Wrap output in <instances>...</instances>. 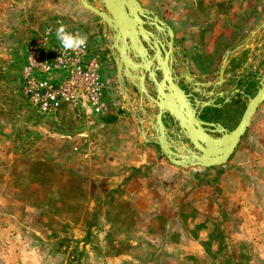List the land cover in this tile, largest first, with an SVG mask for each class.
<instances>
[{
	"label": "rangeland",
	"instance_id": "1",
	"mask_svg": "<svg viewBox=\"0 0 264 264\" xmlns=\"http://www.w3.org/2000/svg\"><path fill=\"white\" fill-rule=\"evenodd\" d=\"M136 1L169 26L212 23L206 59L216 65L237 32L264 17V0ZM248 18L247 28L236 27ZM60 24L86 34L95 58L109 42L78 0H0V264H264V100L225 164L179 169L139 142L110 54L104 113L77 119L67 106L55 117L35 113L21 94L24 51ZM182 29L189 47L202 45L191 25ZM262 38L264 30L257 43ZM194 59V75L211 64ZM243 106L224 107L216 122L231 130ZM176 200L185 202L175 207ZM132 227L152 233L136 236Z\"/></svg>",
	"mask_w": 264,
	"mask_h": 264
},
{
	"label": "water",
	"instance_id": "2",
	"mask_svg": "<svg viewBox=\"0 0 264 264\" xmlns=\"http://www.w3.org/2000/svg\"><path fill=\"white\" fill-rule=\"evenodd\" d=\"M96 1L101 5L103 10L95 8L86 0H78V3L84 10L98 17L110 31L109 48L111 50L116 49L118 52V55L115 56V65L119 93L125 98L132 115L139 125V136L141 139L145 143L151 141L155 144L158 147L159 153L166 159V161L179 168H208L225 164L238 144L240 137L249 126L257 107L264 100V72L261 76L259 88L256 90L255 94L252 97H247L246 105L234 128L226 130L216 123L214 126L215 132L218 136L211 137L205 132V129L201 127V125H207V123L202 122L197 118L196 114L198 112L192 107L188 100V95L178 87L176 83L177 79L174 76L170 65H167L169 69L167 72L166 67L162 69V79L157 81L154 71L152 70L153 65L145 55L144 59L148 60V63L146 64V67L142 68V71H146L147 79L154 85L155 98L148 94L143 82L144 72L142 73L139 71L138 77L140 82L139 86H137L139 102L137 110H135L134 107H132L130 97L124 87L123 77L125 76V78L132 83L130 81L132 74L127 69L132 71L133 65H138L140 69L142 66L128 57L126 50L129 48H127L126 40L129 41V47L133 49L134 42H139V36L145 41H148V37L152 36V34L143 27L145 24L142 19L144 18L143 13H149V15L156 20L157 25L162 26L164 23L158 20L155 15L143 9L136 0ZM157 25L155 24V27H158ZM263 26L264 20L259 28H262ZM164 27L171 39L172 33L170 29L165 25ZM118 42L119 45L117 44ZM168 44L170 45V41ZM121 47L126 48V50L122 52ZM226 56L221 61L218 76L216 78V85H219L222 81V70L226 61ZM170 62L171 60H169V64ZM122 63L124 64V67L121 66ZM127 64L129 67L126 69ZM186 76L188 75L186 74ZM186 81L189 82L190 80L186 78ZM194 84H196V82H194ZM164 90H166V92ZM143 99L146 100L147 105L153 110L151 114L152 118L146 115L142 108ZM193 103L199 107L207 105V103L199 104L196 99H193ZM139 113L147 118V122L150 124V129L154 132V136L156 129L159 130V136H155V140L145 135L142 129L143 120L140 118ZM164 114H167L172 120L173 127L169 131L171 134L176 132L175 140L169 137L167 133L168 129L162 122ZM190 125H195L198 128L197 130H199V133H197V135L189 131ZM181 139H185L196 151L184 145ZM176 147L180 148L181 151L177 150L174 152L172 149Z\"/></svg>",
	"mask_w": 264,
	"mask_h": 264
},
{
	"label": "flooded vegetation",
	"instance_id": "3",
	"mask_svg": "<svg viewBox=\"0 0 264 264\" xmlns=\"http://www.w3.org/2000/svg\"><path fill=\"white\" fill-rule=\"evenodd\" d=\"M142 19L144 20V18ZM253 20V18L241 20L238 23L239 25L236 24V27L243 26L244 28H247ZM263 20L264 17L256 24V26L252 27L250 30L243 29V32L240 34L237 32L235 45L230 47L229 50L224 51L221 58H219V60L217 61V65L215 58L206 59L207 47L205 44L211 38L213 28V24L208 23L207 21H182L181 26L180 24H178L175 27L172 25L169 26L163 22L164 25L168 27L172 33L171 39L169 38L166 29H161L160 31H158V27H155V25L152 24L149 26L145 23L143 27L148 30L152 34V36L148 37V41L143 40L139 36V42H134L133 49L129 47V41L126 40L127 48H129V50H126V53L128 57H130V59L137 63L147 64L148 60L151 61L153 65L152 70L154 71V75L157 81L162 79V69H164L167 65H170L173 74L177 79L176 83L178 87L185 94L188 95V100L190 101L192 107L195 109L196 112H198L196 114L197 118L202 122L207 123V125H201V127L205 129V132L208 135H210L211 137H216L218 136V134L215 132L214 124L217 123L224 128L221 123L216 122V112L221 113L224 107L229 110V107L239 106L242 101L244 102V109L247 102V97H252L255 94L256 90L259 88L261 76L264 72V63H262L264 59V38H262L260 43H257V41L258 34L263 32L264 30V26L262 28H259ZM185 24L191 25L194 28V31L196 32V37L201 41L202 44L198 48L189 47L187 45V42L182 40L184 37L188 38V35L185 34L186 31L184 32L182 29L183 27L185 28ZM105 29L109 31L106 27ZM169 41L170 45L168 44ZM180 41L183 42V45ZM178 43L181 44L178 45ZM117 44L119 45V42ZM109 45L110 31L109 42L106 48L101 49L99 51L96 50V58L98 60V67L99 72L102 76L103 85L105 87H108V54L111 55L112 66L110 68H113L114 85L117 88V91L119 92L115 65V56L118 55V52L116 49L111 50L109 48ZM114 52L116 53V55ZM137 53H139L140 55H138ZM145 55L148 60L144 59ZM225 56L226 61L222 70V81L219 85H216V78L218 76L219 67L222 59ZM195 57L203 60L204 62L206 61V63L210 62L211 64H209L208 67H205L202 71L196 72V74L194 75V69H198V64L192 61L195 60ZM179 59L183 61H179ZM169 60H171L170 64ZM230 65L233 66V70L231 72H228L227 67ZM121 66L124 67V64L122 63ZM142 72H144V86L148 94L155 98L154 85L151 81L147 79L146 71ZM186 74L188 76H186ZM197 77L199 79H197ZM186 78H188L190 81L187 82ZM194 82H196V84H194ZM228 82H230V85L227 87L228 91H220L219 89H224L227 86ZM123 84L126 88V92H128L130 88V90L133 91V93L135 94V108H137L139 102V93L137 91V86L135 84L130 83L125 77H123ZM164 91L166 92V90ZM248 92H251V95H248ZM193 99H196L199 104L207 103V105H202L201 107H199L198 105H194ZM142 108L145 113V110L147 109L149 115H146L151 117L153 110L147 105L145 99L142 100ZM241 114L239 115V118ZM140 115L144 119L143 124H145L147 127L148 137L154 135V132L150 129V124L147 122V118L143 114L139 113V116ZM167 121L169 122L170 126L173 127L171 118L167 114H164L162 122L164 126L168 129V135L171 137V139L173 138V140H175L176 134L170 133V128L168 127ZM193 129L196 131L198 128L193 125ZM152 139H154V137ZM181 141L184 143V145L194 150L185 139H181ZM147 144L155 146L158 150V147L151 141ZM172 150L174 152H176L177 150L181 151L178 147Z\"/></svg>",
	"mask_w": 264,
	"mask_h": 264
},
{
	"label": "built area",
	"instance_id": "4",
	"mask_svg": "<svg viewBox=\"0 0 264 264\" xmlns=\"http://www.w3.org/2000/svg\"><path fill=\"white\" fill-rule=\"evenodd\" d=\"M20 85L22 97L42 117H55L61 106L69 107L77 119L107 110L98 62L89 45L63 55L52 28L26 46Z\"/></svg>",
	"mask_w": 264,
	"mask_h": 264
},
{
	"label": "clouds",
	"instance_id": "5",
	"mask_svg": "<svg viewBox=\"0 0 264 264\" xmlns=\"http://www.w3.org/2000/svg\"><path fill=\"white\" fill-rule=\"evenodd\" d=\"M55 38L59 42L63 55L79 53L86 49L88 36L81 32L68 31L67 26L60 24L55 29Z\"/></svg>",
	"mask_w": 264,
	"mask_h": 264
},
{
	"label": "bare ground",
	"instance_id": "6",
	"mask_svg": "<svg viewBox=\"0 0 264 264\" xmlns=\"http://www.w3.org/2000/svg\"><path fill=\"white\" fill-rule=\"evenodd\" d=\"M143 16H144V22L146 23V24H148L149 26L150 25H157V22H156V20H154L153 19V17L152 16H150L149 15V13H143ZM147 20H149V21H147ZM161 29H164L165 30V27H164V25H158V31H160ZM118 41V40H117ZM116 41V42H117ZM157 42V41H156ZM126 50V48H121V51L122 52H124ZM129 50V49H128ZM137 51V50H136ZM115 53V52H114ZM141 53V52H140ZM138 55H140L139 53H137ZM115 55H116V53H115ZM135 55V54H134ZM117 56V55H116ZM139 65L140 66H142L141 67V69H140V67L137 65V66H135V65H133V69H132V71H130L129 69H127L128 67H129V65L127 64L126 65V69L132 74L131 75V77H130V81L132 82V83H134L136 86H139V82H140V80H139V77H138V75H139V71H141L142 72V68L143 67H146V64H141V63H139ZM167 70H169L168 69V67L166 66V72H167ZM143 73V72H142ZM125 77V76H124ZM138 80V81H137ZM175 96V95H174ZM135 109V108H134ZM153 128H154V126H153ZM156 128V127H155ZM190 129H189V131L190 132H192V133H195V135H197V133H199L198 131L199 130H194L193 129V125L191 126L190 125V127H189ZM174 129V128H173ZM156 133H155V136H159V130L158 129H156V131H155ZM173 134H176V132H173ZM155 136H154V138H155ZM170 137V136H169ZM171 138V137H170ZM152 139V138H151ZM184 160V159H183Z\"/></svg>",
	"mask_w": 264,
	"mask_h": 264
},
{
	"label": "crops",
	"instance_id": "7",
	"mask_svg": "<svg viewBox=\"0 0 264 264\" xmlns=\"http://www.w3.org/2000/svg\"><path fill=\"white\" fill-rule=\"evenodd\" d=\"M167 123H168V127L170 128L169 130H171L172 129V126H170V124H169V122L167 121ZM148 124V123H147ZM136 129H137V131H138V137H139V142L143 145V146H147V145H149V144H147V143H145L142 139H141V137L139 136V126L137 125V127H136ZM145 129L147 130V127H146V125H145ZM173 139V138H172ZM128 156H134V155H131V154H129ZM137 161H138V158L136 159ZM133 161H135V160H133ZM176 167V166H175ZM177 168H179V167H177ZM179 169H185V168H179ZM177 186H179V185H177ZM123 199H125L126 200V202H129L130 204H136V203H139L140 202V198L139 197H135V196H128V197H123ZM180 200V199H179ZM171 201V200H170ZM178 202L179 201H174V204H173V206H175V207H177L178 205H180V207H182L183 206V202H185V201H180V203L178 204ZM162 203H164L165 204V201H163ZM169 205H171V204H169ZM188 221H190V220H193L194 218H198V217H200V215L197 213V214H195V216L194 217H191V216H189L188 215ZM206 219V218H205ZM204 219V220H205ZM133 221H135V218H133ZM187 221V222H188ZM134 226V225H133ZM132 229H133V235H136V236H140V235H144V234H146V235H150V233H152V232H148L149 231V229H140L139 230V228H136V227H132ZM142 230V231H141ZM162 230H164V225H163V227H162ZM135 246V245H134ZM135 248V247H134Z\"/></svg>",
	"mask_w": 264,
	"mask_h": 264
}]
</instances>
